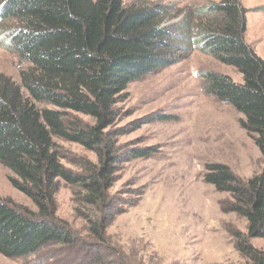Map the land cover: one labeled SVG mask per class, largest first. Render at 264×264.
I'll list each match as a JSON object with an SVG mask.
<instances>
[{"label": "trees", "instance_id": "obj_1", "mask_svg": "<svg viewBox=\"0 0 264 264\" xmlns=\"http://www.w3.org/2000/svg\"><path fill=\"white\" fill-rule=\"evenodd\" d=\"M170 11L154 1L0 0V45L30 63L20 84L0 72V161L38 209L29 213L0 197V254L27 257L75 242L55 216L60 179L81 188V203L100 212L90 230L106 239L108 226L122 213L109 193L118 158L111 141L116 106L132 82L189 57L193 48L243 74L237 82L204 70L203 87L244 115L241 124L264 157V58L246 39V8L240 0L212 1L168 23L176 16ZM56 138L93 150L99 163L87 164V173L72 170L62 162ZM204 179L230 194L224 211L248 221L237 250L248 264H264V252L248 241L264 237V169L245 181L227 164L212 162Z\"/></svg>", "mask_w": 264, "mask_h": 264}, {"label": "rangeland", "instance_id": "obj_2", "mask_svg": "<svg viewBox=\"0 0 264 264\" xmlns=\"http://www.w3.org/2000/svg\"><path fill=\"white\" fill-rule=\"evenodd\" d=\"M126 4L161 2L179 21L188 11L219 0H123ZM246 8L247 41L264 58V0H240ZM30 66L0 45V72L21 83ZM213 70L243 82V74L214 56L193 48L189 57L132 82L116 106L111 127L118 156L109 193L121 214L96 238L91 221L100 212L81 203V188L60 179L55 216L73 234L70 246H47L27 257L0 264H248L236 248L248 232L245 217L226 212L231 196L204 179L206 165L227 164L247 181L264 169V157L243 128L244 115L208 94L202 71ZM48 106V105H47ZM85 123L94 120L76 113ZM62 162L76 172L97 164L98 156L83 145L56 138ZM147 150L148 156L131 152ZM16 174L0 161V197L21 209L37 212L33 200L12 183ZM99 211V210H98ZM93 219V220H91ZM248 241L264 252V237Z\"/></svg>", "mask_w": 264, "mask_h": 264}]
</instances>
